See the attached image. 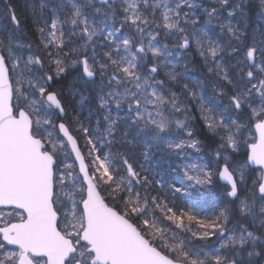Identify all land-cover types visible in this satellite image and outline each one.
<instances>
[{
  "label": "snow or ice",
  "instance_id": "6c2138e0",
  "mask_svg": "<svg viewBox=\"0 0 264 264\" xmlns=\"http://www.w3.org/2000/svg\"><path fill=\"white\" fill-rule=\"evenodd\" d=\"M26 7L35 45L11 4L0 32V264H264V0ZM193 49L227 92L174 90Z\"/></svg>",
  "mask_w": 264,
  "mask_h": 264
},
{
  "label": "trees",
  "instance_id": "16d2710c",
  "mask_svg": "<svg viewBox=\"0 0 264 264\" xmlns=\"http://www.w3.org/2000/svg\"><path fill=\"white\" fill-rule=\"evenodd\" d=\"M27 3H31V0H27ZM8 4H11L15 8L16 13L21 21V32L23 34L21 37H19V39L25 44L32 43L33 45H35L38 42V34L36 32V24L33 20L31 9L26 7V0H7V5ZM5 7H6V4L0 0V27L2 28V30L0 29V32L4 31L5 29L10 30L13 27L11 25L10 20L5 14ZM201 23H203V21H201ZM222 40L226 42L227 37H222ZM185 59L187 60L189 67L187 70V76L183 78L181 80V84L177 85V87L174 89L175 91H177L178 94H180L181 85L183 83H187L189 87L194 88L195 82L199 79L198 74L196 73V70L199 68L200 62L192 57H189V58L185 57ZM178 71H184L183 66H179ZM74 76H75L74 73H71V75L68 76L67 80L64 82V85H63L65 89L67 88L68 83L72 81ZM216 84L223 86L226 92L230 88V86H228L226 82L219 81L218 79L214 84H207L204 82L205 94L207 96L211 97L213 95L212 89ZM194 90H196L199 93V89L194 88ZM85 94L87 95V93ZM189 107L191 108V115L193 116L192 112H194V110L198 111L197 105L195 102H192L189 104ZM84 115H87V112H85ZM198 115H200V113H198ZM200 138L202 141H204V144L206 145L204 148V154L206 157H208L210 154V150H209V147H207V145L210 143V141L205 139L203 135H201ZM193 155L195 156L196 154L193 153ZM240 158L241 157H237V159H240ZM157 160L159 161V164L157 165V170L159 173L163 174V178L165 180H171L173 177L176 176L175 172H171L168 170V166H169V163H171L172 161L178 162V158L165 156L163 153H161L157 156ZM174 166L175 165H173V167ZM181 177H182V173H181ZM157 178L159 179L160 177L158 176ZM175 196H176V199H175L176 205L179 207H183L184 206L183 200L179 198V194H175ZM169 198L170 199L172 198L171 194H169Z\"/></svg>",
  "mask_w": 264,
  "mask_h": 264
},
{
  "label": "bare ground",
  "instance_id": "6f19581e",
  "mask_svg": "<svg viewBox=\"0 0 264 264\" xmlns=\"http://www.w3.org/2000/svg\"><path fill=\"white\" fill-rule=\"evenodd\" d=\"M255 14H256V10L253 9V11L250 15L249 22H248L249 23V31H251V29L255 28L256 25L259 23V20L256 18ZM189 57L195 58L196 60H198L200 62V66L196 70V73L198 74L199 80H203V82H205L207 84H214L217 81L218 78L215 77V75L213 73L207 72V69L203 66V60L199 57V55H197L195 53V51H192L191 54L186 56V58H189ZM196 113H199V112L197 110H194V112H192L193 116L196 118V120L193 122V124H194V127L199 129L200 127H202L203 122L200 120V115H197Z\"/></svg>",
  "mask_w": 264,
  "mask_h": 264
},
{
  "label": "rangeland",
  "instance_id": "374dc122",
  "mask_svg": "<svg viewBox=\"0 0 264 264\" xmlns=\"http://www.w3.org/2000/svg\"><path fill=\"white\" fill-rule=\"evenodd\" d=\"M256 15V14H255ZM257 18V17H256ZM0 29L2 30V28L0 27ZM22 32L20 31L19 32V37H21L22 36ZM24 51H27V49H25ZM193 51H195L194 49H193ZM196 53V52H195ZM197 54V53H196ZM198 55V54H197ZM69 72L70 73H74V74H76V72H75V70L74 69H69ZM197 115H198V113H196Z\"/></svg>",
  "mask_w": 264,
  "mask_h": 264
}]
</instances>
